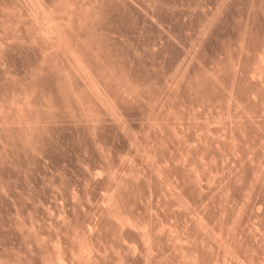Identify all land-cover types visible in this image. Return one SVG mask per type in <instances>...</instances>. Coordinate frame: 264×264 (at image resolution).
I'll list each match as a JSON object with an SVG mask.
<instances>
[{
    "label": "rangeland",
    "instance_id": "obj_1",
    "mask_svg": "<svg viewBox=\"0 0 264 264\" xmlns=\"http://www.w3.org/2000/svg\"><path fill=\"white\" fill-rule=\"evenodd\" d=\"M0 264H264V0H0Z\"/></svg>",
    "mask_w": 264,
    "mask_h": 264
}]
</instances>
